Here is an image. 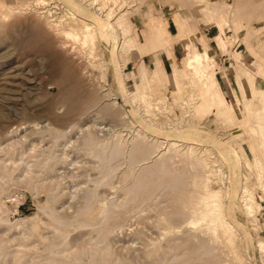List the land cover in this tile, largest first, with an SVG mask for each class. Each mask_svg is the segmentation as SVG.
I'll return each mask as SVG.
<instances>
[{
    "label": "rangeland",
    "instance_id": "obj_1",
    "mask_svg": "<svg viewBox=\"0 0 264 264\" xmlns=\"http://www.w3.org/2000/svg\"><path fill=\"white\" fill-rule=\"evenodd\" d=\"M65 8L114 36L71 38ZM183 42L208 52L225 108L201 107ZM248 78L264 91V0H0V264H264V181L238 158L264 152L230 101ZM218 189L234 244L206 217Z\"/></svg>",
    "mask_w": 264,
    "mask_h": 264
},
{
    "label": "bare ground",
    "instance_id": "obj_2",
    "mask_svg": "<svg viewBox=\"0 0 264 264\" xmlns=\"http://www.w3.org/2000/svg\"><path fill=\"white\" fill-rule=\"evenodd\" d=\"M37 1L38 2H42V3L44 2V0H37ZM63 11H64L63 12L64 13V18L63 19L66 21V23L68 25L67 27H70L69 29H67L68 31H66L65 33H66V35L71 36V38H73L74 36H75V39L79 38V34L78 33H75L76 32L75 31L76 29L73 28V27H71V25H74V24L78 25V27H79L78 29L79 30H82V32H81V34H82L81 35V40L83 41V43H85L87 41L93 42L96 39L95 36H94L96 34L99 35L101 39H104L105 42H107L109 38H111V37L114 36L113 28H115L116 25L113 24V23H110L107 20H104V22H103L104 23V27H105V31H101V30H98V28L96 26H94L93 24L88 23L87 21H85V20L77 17V15H75L72 11L68 10L67 8H65ZM218 26L220 27V29L223 28L222 25H220V24ZM122 31H123V29H122ZM78 32H80V31H78ZM220 44L222 45V48H224V45H223L224 42L221 41ZM182 46H183V49H184V58H185L184 59V63H185L184 65H185V68L189 72L190 83L192 85H194V86L197 83L198 84L200 83L203 86V88H205L204 90H206V93H209V95H210L209 103L206 100H202L201 107L203 108V106H204L207 109V107H209V105H211L212 107L216 108L217 110L220 107H222V108L224 107L225 108L226 102L224 101V98L220 95V93L218 91L215 92L213 90L212 83H214L213 82L214 79L213 78H210L209 79L208 71L210 70V68L212 67V65L209 62L208 52L206 50H204L203 52L190 51V45L187 42H183L182 43ZM124 51H125V48H122V52L119 51V49H118L117 53H118V57L119 58H121V55H123V52ZM170 80L173 83H174V81L176 83L178 82L179 79L177 77V71H173V76L170 78ZM251 81L252 80H249V78H248V83L249 84H248V89L245 90L246 101L244 103L241 100H238L237 99V96L236 95H233V94H230V101L232 102V104H234V106H232V108L235 109V113L244 112L243 113L244 115H245V113H247L246 114V117L249 119V123H248V126H247L248 128L247 129H248L249 135L250 136H254L257 139V141L259 143L258 146L262 149V152H264V122H262L260 120V118H259V115L261 113H264V103H263L264 102V91H260L259 90L260 87L258 88V86H256L255 83L254 82H251ZM255 89H256V91H255ZM137 93L138 94L137 95L135 94L136 95L135 97L131 95V100H132V102H134L135 105L137 104L135 102H139L140 106L144 109L143 103L147 102L148 99L152 101L153 100L152 99V96H151L150 92L147 91L146 89H142V90H140ZM254 98L261 100L258 103L261 104V105H263V106L262 107H261V105H260V107L255 106L254 101L256 99H254ZM195 103H197V102L194 99V102L192 103V106L189 107V108L193 109L194 106H195ZM238 103H240V104H238ZM241 103H243V104H241ZM258 103H256V104H258ZM253 109H255V110H253ZM136 111H138V109H136ZM141 112H139V113H141ZM142 116L144 117V115H142ZM144 120H145V117H144ZM140 134L143 137H145L143 135V133L140 132ZM146 138L148 139L147 136H146ZM152 140L158 141L155 138L152 139ZM160 143H161L160 145H162V146L165 145L166 147H169V146H177L178 147V146H181L182 144H184V143L173 142V141H170V140H168V141L167 140L166 141L164 140L162 142L160 141ZM184 145L186 147H188L189 149H193L194 148V146L192 144H184ZM201 150L202 151H200V153L201 152L207 153V152L210 151L209 149H207V147H204ZM238 158H239V161L242 164V167L244 168V170L246 172V176H248L247 173L249 175H251V172H253V173H255V175L258 178V182L264 181V165L259 161V159L257 157L253 156L252 162H248L245 159H241L239 157V155H238ZM220 170H221V168L218 169L215 172L216 173H220ZM154 171L155 170H153V172ZM149 174H151V173H149ZM151 175H154V174H151ZM143 176H144V174H143ZM246 176H243L242 175V177H244L243 178L244 179V182H243L244 185H242L241 194H240L239 199L242 201V203H243L242 206H243V208H244V210L246 212L247 217L249 218V217L253 216V214L255 212V209H257L259 207V205L257 204V201H256L257 198L255 199V196H253L250 193L249 189H247V185H245V183H247V180H248L247 179L248 177H246ZM226 179H228V181H227V187H228L229 186V183H230V179H229V175L227 176V174H226ZM179 182H180V180H179ZM263 189H264V186H263ZM218 190L217 191H213V190L209 191V197H208L209 198V201L207 203L208 214L206 215V217L209 218V220H210L211 223L217 224L218 226H220L223 229L224 234H226L228 236L229 242L231 244H234L235 243V240L239 236L237 235V233L234 230V228L232 227V225L229 222H227V220L225 219V215H224V205H223V201H222V198H223L222 197V194L223 193L221 194V192H220L221 190H219V191ZM226 216H228V215H226ZM50 218H53L54 221L56 219L54 217V215H50ZM172 218H173V216H172ZM228 220H230V219H228ZM250 222H252V221H250ZM57 223H60V221H58ZM60 224H62V223H60ZM191 224H193V223H191ZM251 224H252V227L254 229H257L258 228L256 226V224H254V223H251ZM235 237H236V239H235ZM239 239H240V237H239ZM239 239L237 241H239ZM239 244H240V242H239ZM257 246H258V250H260V251L264 250V243L258 242L257 243ZM263 252L264 251H262V253ZM82 253L83 252H81V254ZM260 255H262V254H260ZM77 256H78V254H77Z\"/></svg>",
    "mask_w": 264,
    "mask_h": 264
},
{
    "label": "crops",
    "instance_id": "obj_3",
    "mask_svg": "<svg viewBox=\"0 0 264 264\" xmlns=\"http://www.w3.org/2000/svg\"><path fill=\"white\" fill-rule=\"evenodd\" d=\"M175 64V63H174ZM117 65H118V67L120 68V72H121V67H120V64H119V61H117ZM158 66V65H157ZM175 66H177V65H175ZM178 67V66H177ZM233 67V66H232ZM171 70H172V66H171ZM141 72H144V74H146V75H148L150 72L148 71V70H142ZM154 73H158L159 75V77L161 76V67H156V71H154ZM247 73H249V72H245V78H246V74ZM142 74V73H141ZM231 76H232V74H231ZM233 77V76H232ZM234 79V78H233ZM238 84H239V81H238ZM240 86V85H239ZM240 88V87H239ZM233 93L235 94V95H237L234 91H233Z\"/></svg>",
    "mask_w": 264,
    "mask_h": 264
}]
</instances>
